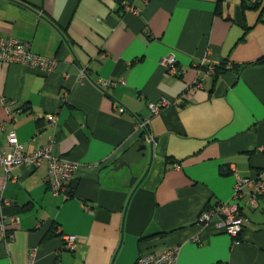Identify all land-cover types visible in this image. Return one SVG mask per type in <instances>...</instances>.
<instances>
[{
	"label": "crops",
	"instance_id": "crops-1",
	"mask_svg": "<svg viewBox=\"0 0 264 264\" xmlns=\"http://www.w3.org/2000/svg\"><path fill=\"white\" fill-rule=\"evenodd\" d=\"M0 35L57 60L49 73L0 62L14 110L0 105V148L14 131L24 151L49 146L78 166L67 195L50 191L45 166L0 167V264H135L175 247L176 264H264V194L244 206L238 245L198 221L236 176L264 182V0H0ZM170 55L181 75L165 78ZM202 57L217 75L186 99ZM146 119L152 148L136 129Z\"/></svg>",
	"mask_w": 264,
	"mask_h": 264
},
{
	"label": "built area",
	"instance_id": "built-area-1",
	"mask_svg": "<svg viewBox=\"0 0 264 264\" xmlns=\"http://www.w3.org/2000/svg\"><path fill=\"white\" fill-rule=\"evenodd\" d=\"M253 2L254 0H249ZM125 10L136 13L133 7L125 6ZM0 62L18 63L27 65L30 68H36L42 72L49 73L54 70L57 60L54 57H43L31 53L30 42L14 37H3L0 35ZM163 67V76L165 78L178 77L181 72L177 65V60L172 56H168L161 60ZM201 71L195 80L189 84L184 92V97L189 99L195 88L202 85L206 78H212L217 75L216 65L209 62L206 57H202L199 61ZM225 69L230 68V64H226ZM81 76H85V71L81 70ZM117 83L124 84L121 79L111 81L99 79L97 86L103 91ZM167 99H161L157 103L149 104L151 114H157L163 107L169 105ZM0 105H3L9 114V118L13 119L14 110L13 103L7 102L0 98ZM48 121H53L52 115L47 116ZM148 119L141 120L137 123L136 129L142 131V138L145 142H152V137L147 131ZM0 130L2 126L0 125ZM45 166L46 183L50 191L55 194H65L69 192V184L74 179L77 170V164L63 157L53 156L50 147H42L33 152L24 151L21 144L18 143L14 131L7 132V144L5 148H0V167L4 169L7 177L13 168L28 167L37 169ZM174 168H179L178 163L173 164ZM264 194V182L260 177H240L236 176L233 193L230 199L220 201L201 211L198 221L202 225L214 224L215 227L227 234L233 245L240 243V235L244 227L249 224V218L243 213L244 206L255 208L259 196ZM7 236L3 221L0 219V237ZM77 239L73 235L62 236V249L72 250L75 248ZM177 248H169L163 252H149L138 257L135 264H176ZM10 264V263H8Z\"/></svg>",
	"mask_w": 264,
	"mask_h": 264
},
{
	"label": "water",
	"instance_id": "water-1",
	"mask_svg": "<svg viewBox=\"0 0 264 264\" xmlns=\"http://www.w3.org/2000/svg\"><path fill=\"white\" fill-rule=\"evenodd\" d=\"M152 144H153V142L150 143V147L151 148H152ZM142 148H146V146L144 145V146H142ZM151 156H152V151H151ZM124 166L129 168V164H127L126 162H120L119 164H116L113 168L115 170H118L119 168H122ZM145 175H146V173L143 175V177L141 179H143L145 177ZM135 181H136V178L135 177L134 178H131L129 184L132 186L135 183Z\"/></svg>",
	"mask_w": 264,
	"mask_h": 264
},
{
	"label": "trees",
	"instance_id": "trees-1",
	"mask_svg": "<svg viewBox=\"0 0 264 264\" xmlns=\"http://www.w3.org/2000/svg\"><path fill=\"white\" fill-rule=\"evenodd\" d=\"M259 3H260V0H254L253 2L249 0H242L243 8H255L258 6Z\"/></svg>",
	"mask_w": 264,
	"mask_h": 264
},
{
	"label": "rangeland",
	"instance_id": "rangeland-1",
	"mask_svg": "<svg viewBox=\"0 0 264 264\" xmlns=\"http://www.w3.org/2000/svg\"><path fill=\"white\" fill-rule=\"evenodd\" d=\"M131 178H134V176H131Z\"/></svg>",
	"mask_w": 264,
	"mask_h": 264
}]
</instances>
